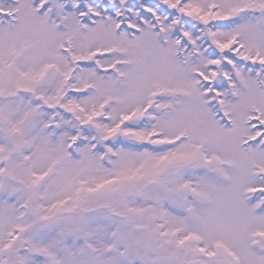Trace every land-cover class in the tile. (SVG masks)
Returning a JSON list of instances; mask_svg holds the SVG:
<instances>
[{"label":"snow or ice","instance_id":"obj_1","mask_svg":"<svg viewBox=\"0 0 264 264\" xmlns=\"http://www.w3.org/2000/svg\"><path fill=\"white\" fill-rule=\"evenodd\" d=\"M0 264H264V0H0Z\"/></svg>","mask_w":264,"mask_h":264}]
</instances>
